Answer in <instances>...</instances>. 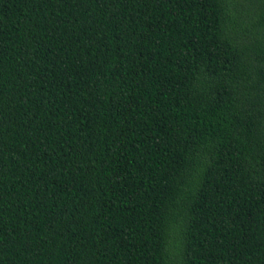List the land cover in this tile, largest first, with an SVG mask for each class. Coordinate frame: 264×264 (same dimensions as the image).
<instances>
[{"label": "trees", "instance_id": "trees-1", "mask_svg": "<svg viewBox=\"0 0 264 264\" xmlns=\"http://www.w3.org/2000/svg\"><path fill=\"white\" fill-rule=\"evenodd\" d=\"M0 264H264V0H0Z\"/></svg>", "mask_w": 264, "mask_h": 264}]
</instances>
